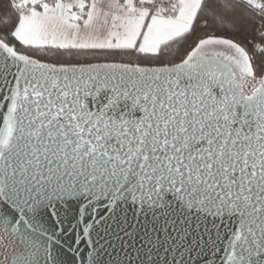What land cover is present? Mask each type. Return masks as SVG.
Wrapping results in <instances>:
<instances>
[{
  "label": "snow or ice",
  "instance_id": "1",
  "mask_svg": "<svg viewBox=\"0 0 264 264\" xmlns=\"http://www.w3.org/2000/svg\"><path fill=\"white\" fill-rule=\"evenodd\" d=\"M183 8L0 0V264H264V49Z\"/></svg>",
  "mask_w": 264,
  "mask_h": 264
},
{
  "label": "trees",
  "instance_id": "2",
  "mask_svg": "<svg viewBox=\"0 0 264 264\" xmlns=\"http://www.w3.org/2000/svg\"><path fill=\"white\" fill-rule=\"evenodd\" d=\"M193 21L189 44L219 34L245 45L253 57L257 56L255 49H264V8H255L245 0H202Z\"/></svg>",
  "mask_w": 264,
  "mask_h": 264
},
{
  "label": "crops",
  "instance_id": "3",
  "mask_svg": "<svg viewBox=\"0 0 264 264\" xmlns=\"http://www.w3.org/2000/svg\"><path fill=\"white\" fill-rule=\"evenodd\" d=\"M245 1H247L253 6L264 8V6H261L262 0H256V4L253 3L254 0ZM182 2L184 4L183 11L186 13L189 23L192 24L202 0H182Z\"/></svg>",
  "mask_w": 264,
  "mask_h": 264
},
{
  "label": "water",
  "instance_id": "4",
  "mask_svg": "<svg viewBox=\"0 0 264 264\" xmlns=\"http://www.w3.org/2000/svg\"><path fill=\"white\" fill-rule=\"evenodd\" d=\"M205 37H215V38H217L218 40L234 41L236 45L242 46L244 49H247V48L245 47V45H243V44L240 43L239 41H237V40H235V39H233V38H231V37H229V36H227V35L209 34V35H205V36L199 37V38H197V39L205 38ZM197 39H196V40H197ZM196 40H195V41H196ZM195 41H194V42H195Z\"/></svg>",
  "mask_w": 264,
  "mask_h": 264
},
{
  "label": "rangeland",
  "instance_id": "5",
  "mask_svg": "<svg viewBox=\"0 0 264 264\" xmlns=\"http://www.w3.org/2000/svg\"><path fill=\"white\" fill-rule=\"evenodd\" d=\"M254 4H256V0L253 1ZM261 6H264V1L262 0V3H261ZM255 8H261V7H258V6H254ZM194 43V42H193Z\"/></svg>",
  "mask_w": 264,
  "mask_h": 264
}]
</instances>
